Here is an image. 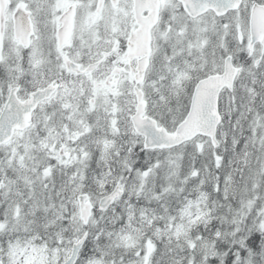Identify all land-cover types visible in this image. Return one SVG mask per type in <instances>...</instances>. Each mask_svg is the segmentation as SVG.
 <instances>
[{
    "label": "snow or ice",
    "instance_id": "6c2138e0",
    "mask_svg": "<svg viewBox=\"0 0 264 264\" xmlns=\"http://www.w3.org/2000/svg\"><path fill=\"white\" fill-rule=\"evenodd\" d=\"M0 264H264V0H0Z\"/></svg>",
    "mask_w": 264,
    "mask_h": 264
}]
</instances>
